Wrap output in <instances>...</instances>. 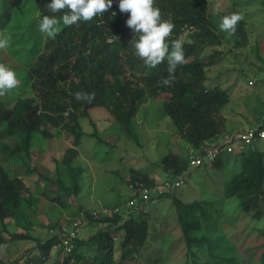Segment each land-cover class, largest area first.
Listing matches in <instances>:
<instances>
[{
	"label": "trees",
	"instance_id": "1",
	"mask_svg": "<svg viewBox=\"0 0 264 264\" xmlns=\"http://www.w3.org/2000/svg\"><path fill=\"white\" fill-rule=\"evenodd\" d=\"M49 2L32 0L30 3L36 6L38 22L44 15L55 16L60 20L67 11L63 9L52 12L47 6ZM260 2L264 7V0ZM13 3L0 0V28L6 26ZM154 6L161 9L162 19L171 20L175 25L167 38L169 50L171 41L179 38L185 26L194 27L181 37L185 41V61L177 65L172 74L174 79L169 85L162 83L164 78H170L167 58L155 68L147 67L138 58L132 41L138 39V36L135 37L132 29L125 24L130 14L121 13L118 3L114 2L107 12L90 21L65 26L60 20V31L55 38H49L43 33L44 39L38 48L42 49L34 61L28 64L26 76L21 83L25 86L30 82V85L37 87L38 97H18L12 106L8 100L0 97V245L3 247L9 241L22 239L35 241V247L31 246L22 254L19 253L20 256L14 258L12 264H127L137 259L149 233L148 221L142 216L143 210L136 214L137 217H133L128 210L123 216L116 206H105L110 212H104L89 211L80 205V215L88 223L102 224V227L99 225L100 228L85 240L78 236L77 230V237L70 240L73 247L69 251L63 247L54 248L59 241L54 230L62 228L57 221L49 227L37 225L43 235L47 236L44 239L28 232L10 230L6 226V219L18 222L21 214L27 221L23 220L17 225H22L23 229L27 228L26 224L37 227L29 221L28 208L32 202L28 196V186L20 176L37 171L31 165L35 135L39 139L50 138L53 134L48 128L58 127L62 128L67 138L72 137L75 145H79L83 135L81 118L88 117L90 110L102 107L112 114L115 124L126 132L125 138L138 144L139 140L132 133V127L139 108L147 101L149 94L155 98L164 96L162 108L170 117L175 134L191 147L199 148L205 141L219 139L224 124L220 111L229 100V94L219 84H206L207 66L223 57V51L217 48L207 52L209 48L222 44V33L218 32L216 24L217 16L209 11L206 0H155ZM233 13L241 16L237 9L232 8L223 11L220 19ZM26 27L29 28L30 24ZM231 38L235 46L247 41L243 18L238 21ZM24 40L26 38L21 37L18 41ZM4 65L15 69L16 74L20 73L18 63L9 61L8 56ZM77 92L88 93L92 98L77 99ZM259 112L257 119L254 114L255 120H249L251 126L248 127L259 124L264 108L255 113ZM96 135L95 130L90 133V136L99 138ZM259 140L255 138L241 151L219 154L209 166L219 165L222 154L235 156L239 160V171L224 182V196L236 197L238 209L245 215L252 208L260 212L263 207L264 213V150L258 147ZM175 141L171 142L172 148ZM185 152L183 155L173 149L160 156L158 166L165 173V182L169 186L161 192L150 190L148 199L151 202L168 197L174 205L175 219L188 248V257H191L179 264H264V227L257 229L256 242H251L249 257L243 261L238 258L240 254L235 244L225 238L222 231L214 236L209 234L212 220L208 212L212 205L209 201L201 199L185 202L173 194L177 186L172 184L180 177H183L184 182L190 172L188 153ZM77 154L78 149L74 145L65 149L56 164L54 188H45L42 193L61 207L67 206V199L73 202L72 196L79 192L78 177L82 169L72 165ZM131 171L134 174L128 183L137 193L141 186L151 189L160 184L146 173L140 172L137 175V169ZM44 178L49 180L48 176ZM46 189L52 190L55 195H48ZM23 204H26L24 208ZM115 207L117 209L113 211ZM73 216L70 215L68 219V229ZM85 245L92 246L91 254L86 256L80 252V247ZM116 245L119 248L118 257H115ZM193 245L205 247L207 255L204 259L196 256V251L191 249ZM0 264H8L4 263L2 256Z\"/></svg>",
	"mask_w": 264,
	"mask_h": 264
},
{
	"label": "rangeland",
	"instance_id": "2",
	"mask_svg": "<svg viewBox=\"0 0 264 264\" xmlns=\"http://www.w3.org/2000/svg\"><path fill=\"white\" fill-rule=\"evenodd\" d=\"M10 1L14 2L12 11L6 20V26L0 28V39L8 41L6 47L0 48V62L4 64L8 56L9 61L18 63L20 73L17 74L19 81L17 86L4 91L0 97L8 100L12 106L18 97H38L37 87L30 85V82L25 86L21 83L26 76L28 64L34 61L42 49L38 48L42 45L44 35L39 31L38 12L36 6L30 4L32 0ZM206 1L209 11L217 16L218 32L222 33V44L209 48L207 52L213 48L223 51L220 60L217 59L215 63L207 66L206 84H219L228 91L229 100L220 111L224 120L222 132L242 131L251 126L249 120H255L260 116V112H255L260 111L264 104V7L260 0ZM232 8L237 9L245 20L247 41L240 46H235L231 35L219 28L220 14ZM27 24H30L29 28L26 27ZM21 37L26 40L18 41ZM163 97L155 98L148 94L147 101L139 108L132 127V133L139 140L138 144L125 138L126 132L115 124L112 114L102 107L90 110L88 117L81 118L83 135L79 145H75L72 137L67 138L62 128L58 127L48 128L53 134L50 138L39 139L35 135L31 165H34L37 171L20 175L28 186V196L32 202L28 208L29 221L32 225L49 227L57 221L58 224L67 227L70 215L74 214L71 223L81 220L76 229L78 236L84 237L85 240L100 224L88 223L79 213L82 208L90 211L103 210L105 206H116L123 216L128 210L133 217L143 210L142 216L149 224L147 240L137 259L127 264H179L190 259L175 219L171 199L165 197L151 202L144 200L128 183L134 174L132 169H137V175L140 172L146 173L157 183H164L165 173L158 166L160 156L173 149L184 155L185 150L188 153L191 147L175 134L172 121L162 108ZM94 130L96 136H99L97 139L90 136ZM175 139V146L172 148L171 142ZM72 145L78 149L72 165H78L82 169L78 177L79 192L72 196L73 202L67 199V206L61 207L42 193L45 188H54L57 161L62 158L65 149ZM257 145L264 150V139H260ZM209 166V163L190 166V172L185 176L183 184L177 186L173 194L185 202L201 199L209 201L212 204L208 211L212 219L209 234L214 236L222 231L225 238L235 244L240 254L238 258L246 261L250 254L251 242H256L257 229L264 227L263 207L260 212L252 208L248 215H245L238 209L236 197L224 196V182L241 168L235 156L222 154L219 165ZM45 176H48L49 180H46ZM49 191L46 189L48 195L52 196L53 191ZM130 200H133L132 204H128ZM219 200L222 201L218 203ZM79 205L82 206L81 209H78ZM25 206L26 204H23V208ZM23 220H26V217L21 214L18 222L7 218L5 223L10 230L28 232L32 236L38 235L44 239L46 235H43L38 226L32 227L25 223L27 228L23 229L22 225H17ZM34 243L35 241L31 239L9 241L3 247L0 245V257L2 256L4 263L12 261L20 256L19 253L22 254L31 246L35 247ZM90 247L92 249V246ZM90 247L82 246L80 252L84 253V256L89 255ZM191 249L196 251V256L201 259L207 255L205 247L193 245ZM118 256L119 248L116 245L115 257Z\"/></svg>",
	"mask_w": 264,
	"mask_h": 264
},
{
	"label": "clouds",
	"instance_id": "3",
	"mask_svg": "<svg viewBox=\"0 0 264 264\" xmlns=\"http://www.w3.org/2000/svg\"><path fill=\"white\" fill-rule=\"evenodd\" d=\"M114 2L118 3V9L121 13L130 14L125 24L132 29L135 37L138 36V39L132 41L136 55L143 60L144 64L149 68H155L167 58L170 78H164L162 83L166 86L169 85L174 79L172 74L175 73L177 65L185 61L183 48L185 41L182 38L171 41V50H169L167 38L175 25L171 20L162 19L161 9L154 6L155 0H50L47 6L52 12L67 9L60 20H62L63 25L71 26L103 15L112 8ZM241 18L236 13L222 17L219 23L220 30L231 35L235 32L236 25ZM60 20L55 16L44 15L38 22L39 31L49 38H55L60 31L58 27ZM7 44V40L0 39V48L6 47ZM18 82L16 72L6 65L0 64V95L5 90L15 88ZM75 95L77 99L90 100L92 98L88 93L77 92ZM224 133L227 132H222L220 136ZM7 263L12 264L13 262Z\"/></svg>",
	"mask_w": 264,
	"mask_h": 264
},
{
	"label": "built area",
	"instance_id": "4",
	"mask_svg": "<svg viewBox=\"0 0 264 264\" xmlns=\"http://www.w3.org/2000/svg\"><path fill=\"white\" fill-rule=\"evenodd\" d=\"M193 29V26H185L184 31L182 34H180L179 38L183 37L186 33L191 32ZM249 83L252 82L249 81ZM255 138L264 139V113L261 117V121L255 127H247L242 131L238 130L231 133H224L217 140L205 141L199 148L190 147L188 151L189 165L197 166L206 163L210 164L219 154L223 152L229 153L243 150L244 147L250 144ZM181 184H183V177H180L172 185L180 186ZM167 186H169L168 182H164L162 184L160 183L151 189L146 186H141L139 187L140 197L144 200H148L150 190H157L161 192L163 189L167 188ZM132 203L133 200L128 202V204ZM116 209L117 208L113 209V211ZM103 211L110 212V209L104 208ZM80 221L81 220L78 219V221L71 223L69 229L62 226L60 230H50L51 232L55 231L59 236V241L54 245V248L63 247L65 251H69L73 247V245L70 243V240L77 237L76 228H78Z\"/></svg>",
	"mask_w": 264,
	"mask_h": 264
},
{
	"label": "crops",
	"instance_id": "5",
	"mask_svg": "<svg viewBox=\"0 0 264 264\" xmlns=\"http://www.w3.org/2000/svg\"><path fill=\"white\" fill-rule=\"evenodd\" d=\"M234 131H237V130H234Z\"/></svg>",
	"mask_w": 264,
	"mask_h": 264
}]
</instances>
